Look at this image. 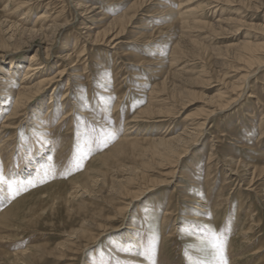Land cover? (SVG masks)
I'll return each instance as SVG.
<instances>
[{
    "label": "rangeland",
    "instance_id": "1",
    "mask_svg": "<svg viewBox=\"0 0 264 264\" xmlns=\"http://www.w3.org/2000/svg\"><path fill=\"white\" fill-rule=\"evenodd\" d=\"M121 13L135 15L118 32ZM32 55L43 64L29 82L52 81L26 94L8 127L0 70V137L14 156L37 146L62 156L11 197L0 264L33 245L27 264H189L202 225L220 234L229 264H264V0H0V69ZM40 113L49 131L34 123Z\"/></svg>",
    "mask_w": 264,
    "mask_h": 264
},
{
    "label": "bare ground",
    "instance_id": "2",
    "mask_svg": "<svg viewBox=\"0 0 264 264\" xmlns=\"http://www.w3.org/2000/svg\"><path fill=\"white\" fill-rule=\"evenodd\" d=\"M116 1H119V0H116ZM176 1H178V0H176ZM12 2V1H11ZM80 4V3H79ZM8 5V4H7ZM87 6V5H86ZM91 6V5H90ZM6 7V6H5ZM79 7V6H78ZM93 10H95V9H93ZM166 11V10H165ZM187 12H190V10L189 11H187ZM192 13V12H191ZM48 14V13H47ZM52 14V13H51ZM135 15V14H134ZM134 15H132V14H127V13H121V15H116V16H114V18H112V21H111V25H113V28H116L117 30H119L118 32H123L124 31V29H125V26H126V24L127 23H129L130 22V20L132 19V17H134ZM189 15V14H188ZM47 16V15H46ZM45 16V14L44 13H42L41 14V16H39V19H41L42 20V18L43 17H46ZM173 18H171V20H172ZM179 20V19H178ZM109 24H110V21L108 22ZM52 24V23H51ZM43 25H45V24H43ZM43 25H41L40 27H39V29L40 30H45V28L43 29ZM58 25V24H57ZM168 25H171V24H168ZM167 25V26H168ZM46 26V25H45ZM44 26V27H45ZM50 26V25H49ZM52 26V25H51ZM53 26H54V24H53ZM59 27V26H58ZM24 29H26V28H24ZM38 29V30H39ZM52 29V28H51ZM109 29V28H108ZM111 29V28H110ZM113 39V38H112ZM75 45H76V43H75ZM67 48V47H66ZM36 54V53H35ZM38 54V53H37ZM37 57V56H36ZM37 59L35 58V56H33L32 55V57L30 58V62H29V64L27 63L26 65H22L23 63H20V62H11V64H12V66H11V68H6V67H4L3 68V70H2V67H1V71H4L3 72V74H4V77H2V79H4L5 80V82L6 83H4L3 82V84H4V87H3V89H2V91L3 92H5V93H3V94H5V95H10V97H11V101H12V113H11V115H8L7 116V120H6V125L9 127L11 124H13V122H14V118H16L17 116H19L20 115V112H21V109H20V106L22 105V103H23V101H25V100H27V98H25L26 97V94H28V92H31V90L32 89H34L35 88V90L37 89V88H40V87H43L42 85H43V83L45 84V83H47V82H51L50 81V79H42V80H39V81H37V82H35V83H30L29 82V80L32 78L31 76H33L32 74V72H35V70L36 69H39V66H41L43 63H41V62H37L36 61ZM73 61H74V59H73ZM243 61H244V59H243ZM36 62V63H35ZM72 62V61H71ZM22 66H24V67H22ZM43 70V69H42ZM63 70V69H62ZM242 70H243V68H242ZM38 71V70H37ZM36 71V72H37ZM35 72V73H36ZM42 72V71H41ZM63 72V71H62ZM40 73V72H39ZM40 75H41V73H40ZM252 75V74H251ZM250 74H245V78L247 79V81L249 80V78H250V76H251ZM10 76V77H9ZM35 76V75H34ZM254 76V75H253ZM41 77V76H40ZM44 77V76H43ZM47 77V76H46ZM17 78H19V87L17 88L15 85H12V83H14L15 82V80L17 79ZM32 80H33V78H32ZM141 83V82H140ZM247 83V82H246ZM46 85V84H45ZM246 86V85H245ZM105 90H107L106 88H105ZM109 90V89H108ZM38 92V91H37ZM65 94V93H64ZM107 94V93H106ZM29 95V94H28ZM244 95H245V91L243 92V91H241V93H238L237 94V97L236 98H234V100L233 101H231L230 102V104L228 105V106H230V105H232V104H235V103H237L238 101H240L241 100V98H243L244 97ZM109 97V96H108ZM105 98V97H104ZM103 98V99H104ZM110 98V97H109ZM82 99V98H81ZM230 99H232V98H230ZM65 100V99H64ZM106 100V99H105ZM112 101V100H111ZM90 102V101H89ZM51 104V103H50ZM86 104H88V102L86 103ZM109 104V103H108ZM49 105V104H48ZM68 105V104H67ZM99 106V105H98ZM227 106V107H228ZM68 107H69V105H68ZM86 107V106H85ZM233 107V106H232ZM49 108V107H48ZM67 108V107H66ZM0 109H4L5 110V107H3V108H0ZM72 108H70V110H71ZM101 109V108H100ZM226 109V108H225ZM51 110V109H50ZM148 110V109H147ZM146 110V111H147ZM66 111V110H65ZM142 112V111H141ZM145 112V111H144ZM26 113V112H25ZM63 113V112H62ZM61 113V114H62ZM216 113V112H215ZM46 114V113H45ZM48 114V113H47ZM46 114V115H47ZM61 114H58V116L59 115H61ZM65 114V113H64ZM68 115H69V113H68ZM51 116V115H50ZM49 116V117H50ZM63 116V115H62ZM44 117L45 116H43L42 115V113H40L39 115H38V117L35 119V121H34V123L37 125V126H44V128H46L47 126H49V119L50 118H46L45 117V120H44ZM52 117V116H51ZM105 118V117H104ZM63 119V118H62ZM69 119V118H68ZM100 119V118H99ZM207 119H208V117H207ZM206 119V120H207ZM65 120V119H64ZM66 122H67V120H65ZM70 121V120H69ZM76 121V120H75ZM104 121H105V119H104ZM46 122V123H45ZM93 122V121H92ZM52 123V122H51ZM64 123V122H63ZM100 123H102V122H100ZM103 123H105V122H103ZM2 124V123H1ZM42 124H44V125H42ZM66 124V123H65ZM65 124H64V127H65ZM119 124V123H118ZM200 124H202V125H205L206 124V122H204V123H200ZM199 125V124H198ZM54 126V125H53ZM59 126H62L61 124H59ZM97 126H98V124H97ZM126 126V125H125ZM56 127V126H55ZM55 127H53V129L55 128ZM57 127H58V125H57ZM69 127V126H68ZM106 127V126H105ZM110 128L111 127H109V131H111L110 130ZM5 129V128H4ZM7 129V128H6ZM47 129V128H46ZM56 129H58V128H56ZM59 129H61L60 131H61V133H62V128H59ZM114 129V128H113ZM48 130V129H47ZM49 131V130H48ZM51 132H52V130H50ZM204 131H205V129H204ZM55 132H57V131H55ZM112 132H113V130H112ZM15 133H16V131H15ZM184 133V132H183ZM3 134V133H2ZM10 134V133H9ZM46 135L47 134H49L48 132H46L45 133ZM53 134H54V131H53ZM112 134V133H111ZM180 135V134H179ZM178 135V136H179ZM183 135V134H182ZM50 136V135H49ZM187 136V135H186ZM189 136V135H188ZM47 137H48V135H47ZM64 137H65V134H64ZM123 137V136H122ZM125 137V136H124ZM175 137L177 138V136L175 135ZM62 138H63V136H62ZM151 138L152 137H150V138H143L144 140H151ZM166 138V137H165ZM29 139H31V138H29ZM66 139V138H65ZM70 139V138H69ZM163 139V138H162ZM174 138H171V139H166V141H164V142H171V140H173ZM180 139V138H179ZM46 140V139H45ZM51 140H52V138H51ZM59 140V139H58ZM62 140V139H61ZM105 140V139H104ZM139 140V138H137V136L136 137H129V136H127L126 138H124V139H122V141L121 142H123L122 144H127V145H132L133 143H135L136 141H138ZM6 140H5V135L2 137V135H1V137H0V165H2V168H3V174H4V176H5V178L6 179H16V180H20V181H25V184H26V182L27 181H31L32 179H34V178H38V177H40L41 175H42V172H41V170H43V169H45V168H47L46 166H48L49 165V163L52 161V162H54V160L55 159H60V156H62L61 155V153H60V156L58 157V155H56V152H57V148L56 147H50V148H42V149H40L38 146L36 147V148H29L30 150L29 151H26V150H21L17 155H13L12 154V152H9V151H7V146H5V142ZM53 141V140H52ZM51 141V142H52ZM60 141V140H59ZM79 141V140H78ZM81 141V140H80ZM93 141V140H92ZM152 141V140H151ZM154 141V140H153ZM175 141V140H174ZM177 141V140H176ZM175 141V142H176ZM180 141V140H179ZM64 142H65V140H64ZM64 142H60V143H64ZM120 142V143H121ZM156 142V141H155ZM155 142H153V143H155ZM11 143H13V142H11ZM10 143V144H11ZM37 143V142H36ZM71 143V142H70ZM69 143V144H70ZM81 143V142H80ZM92 143V142H91ZM119 143V142H118ZM116 144V146L114 147V149H113V151L114 150H116V149H118L117 147L119 146V145H121V144ZM149 143V142H148ZM151 144H152V142H150ZM54 144V143H53ZM57 144V143H56ZM69 144H68V146H69ZM150 144V145H151ZM167 144V143H166ZM172 144H174V143H172ZM40 145V144H39ZM42 145V144H41ZM61 145V144H60ZM67 145V144H66ZM162 145V144H161ZM168 145V144H167ZM9 146V145H8ZM62 146H64V145H61V147ZM81 147H82V144L80 145ZM86 146L88 147V145L86 144ZM156 146V145H155ZM155 146H153V147H155ZM25 147V146H24ZM40 147H42V146H40ZM60 147V148H61ZM77 147V146H76ZM12 148V147H11ZM19 148V147H18ZM67 148V147H66ZM66 148H64V149H66ZM71 148V147H70ZM70 148H69V151H70ZM90 147H88V149H89ZM121 148V147H120ZM156 148V147H155ZM159 148V147H158ZM158 148L156 149V151L158 152ZM169 148V147H168ZM62 149V148H61ZM60 149V150H61ZM77 149H79V148H77ZM91 149V148H90ZM122 149V148H121ZM150 149H151V146H150ZM149 148L147 149L146 148V150H150ZM165 149V148H164ZM171 150H173L172 148H170ZM169 149V150H170ZM177 149V148H176ZM175 149V150H176ZM68 150V149H67ZM66 150V151H67ZM152 150H154V149H152ZM152 150H150V151H152ZM168 150V149H167ZM174 150V151H175ZM69 151H67V152H69ZM78 151V150H77ZM80 151V150H79ZM160 151H161V149H160ZM165 151V150H164ZM173 151V152H174ZM62 152V151H61ZM171 153H172V151H171ZM63 154V153H62ZM82 154V153H81ZM152 154H153V152H152ZM163 154V153H162ZM66 155H67V153H66ZM101 155V154H100ZM164 155V154H163ZM57 156V158H55ZM107 156H109V154L107 153V154H103V155H101V156H99L98 158L103 162V161H106V160H108V158L106 159V157ZM172 157V156H171ZM67 158V157H66ZM73 158V157H72ZM80 158V157H79ZM180 158V157H179ZM29 159H31V160H29ZM69 159V158H68ZM98 159V160H99ZM166 159L167 158H165L164 159V161H166ZM63 160H64V156H63ZM162 160H163V158H162ZM179 160V159H178ZM60 161V160H59ZM59 161H56V162H59ZM169 161V160H168ZM61 162H62V160H61ZM61 162H59V164L61 163ZM69 162V161H68ZM55 163V162H54ZM77 163V162H76ZM79 163V162H78ZM56 164H58V163H56ZM55 164V165H56ZM64 164H65V161H64ZM69 164H71V161H70V163ZM13 165V166H12ZM54 165V166H55ZM60 165H62V164H60ZM60 165L58 166V167H60ZM50 166V165H49ZM68 166V165H67ZM66 166V167H67ZM57 167V166H56ZM50 168H53V166L52 167H50ZM61 168V167H60ZM56 170V169H55ZM57 170H59L58 168H57ZM57 170H56V173H58L57 172ZM51 171H53V170H51ZM63 171V170H62ZM41 172V173H40ZM43 172H44V170H43ZM88 173H86L87 175H88V177H89V179L91 180V181H94V180H92V173L91 174H89V170L87 171ZM45 173H46V171H45ZM47 173H49V172H47ZM55 173V172H54ZM53 173V174H54ZM52 174V173H51ZM44 175V174H43ZM49 176V175H48ZM95 176V175H94ZM93 176V177H94ZM144 176V175H143ZM45 177V176H44ZM58 177V176H57ZM81 177V176H80ZM79 177V178H80ZM85 177V176H84ZM54 178V177H53ZM45 179V178H44ZM85 179H86V177H85ZM39 180V179H38ZM41 180V179H40ZM42 181V180H41ZM88 181V180H87ZM35 182V181H34ZM145 182V181H144ZM38 183H39V181H38ZM71 184H73V183H71ZM81 185V184H80ZM29 185H27V187H28ZM33 186V185H32ZM5 189L7 188V185H4L3 186ZM27 187H26V189H27ZM29 187H31V185L29 186ZM80 187L81 186H79V185H75L74 184V186H72V188H73V191H70L69 192V195H70V199L72 198V197H74L75 196V194L76 193H78L79 192V190H80ZM72 190V189H71ZM65 194V193H64ZM141 194V193H140ZM63 196V195H62ZM68 196V195H67ZM139 197V195H137L136 197H134L135 199H139L138 198ZM66 199H68L67 197H66ZM135 199H133V200H131L130 201V203H129V206L134 202V200ZM12 201L13 199L11 198V194H8V196H7V198L5 199H2V198H0V239L2 240V241H4V240H10L11 239V237H12V233L11 232H9V227L11 226V225H13V222L11 221L12 220V217L13 216H16V214H17V210L18 209H16V207H15V203H12V204H10L9 203V201ZM22 201V200H21ZM70 200L68 199V202H69ZM125 215V214H124ZM145 216H147V217H150V214H149V216H148V214H144ZM143 216V215H142ZM145 219V218H144ZM105 225V223H99L98 224V226H104ZM88 229V228H87ZM130 229H132V231L131 232H129V233H127V236H123L124 238L125 237H129L130 238V236H135L136 235V233H135V231L133 230V229H135L136 230V227L135 226H131L130 227ZM174 230V229H173ZM88 231V230H87ZM138 231V230H137ZM85 232L86 231H84V234H85ZM90 232V231H89ZM88 232V233H89ZM87 233V232H86ZM139 234V233H138ZM137 234V235H138ZM88 236V239H90V240H93L92 242H94V241H96L98 238H99V233L97 234V235H95L94 233H92V232H90V234L89 235H87ZM140 236V235H139ZM142 237V236H141ZM162 239V238H161ZM132 240V239H131ZM134 240V239H133ZM163 240V239H162ZM7 241V242H8ZM137 243H139L140 244V249L138 250V249H136L137 251H140L141 250V253H142V255L144 256V257H148L149 256V254L148 253H150L151 252V250L148 248V246H150L149 244H146L145 243V239H144V237H142V238H137ZM91 241H88L87 242V244H86V246L87 245H89L90 243H92ZM136 243V244H137ZM133 244V243H132ZM32 247V246H31ZM39 247H40V245H33V249H29L30 250V252H28V248H26V249H23V250H19V251H13V252H8V250H7V255H12L11 257L13 258L12 260H14V262L15 263H17V264H27L28 262H27V260L29 259H27V256L28 257H36V256H39ZM225 247H227V246H225ZM229 247V246H228ZM230 248V247H229ZM228 248V249H229ZM9 249V248H8ZM134 250V249H133ZM156 250H157V248H156ZM28 253V254H27ZM151 254V253H150ZM152 255V254H151ZM226 255H227V258H228V256H229V251L226 249ZM230 255H231V253H230ZM233 257V256H232ZM97 258V257H96ZM7 259H9V258H7ZM150 259V258H149ZM231 259V258H230ZM11 260V261H12ZM30 260V259H29ZM95 260V259H94ZM94 260H93V262H94ZM10 261V262H11ZM91 261V260H90ZM147 261V260H146ZM27 262V263H26ZM32 262V261H31ZM13 263V262H12ZM11 263V264H12ZM2 264V263H1ZM93 264H97V263H93ZM229 264V263H228Z\"/></svg>",
    "mask_w": 264,
    "mask_h": 264
},
{
    "label": "snow or ice",
    "instance_id": "3",
    "mask_svg": "<svg viewBox=\"0 0 264 264\" xmlns=\"http://www.w3.org/2000/svg\"><path fill=\"white\" fill-rule=\"evenodd\" d=\"M86 143L91 142L86 141ZM84 155L87 156L88 153L85 152ZM77 167H79L78 162ZM26 183L35 186L33 181H27ZM24 184L25 181L6 179L3 174L2 165H0V198L6 199L8 194H11V197L15 199L22 190H27L23 188ZM4 185H7L6 189L3 187ZM200 227L204 230V236L199 239L198 244H193L189 247L196 249L201 255L199 257H192L189 255V264H228L226 248L220 234L208 225H202ZM152 264H155V262L152 261Z\"/></svg>",
    "mask_w": 264,
    "mask_h": 264
}]
</instances>
